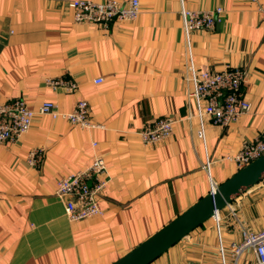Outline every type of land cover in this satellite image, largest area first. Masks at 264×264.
Returning a JSON list of instances; mask_svg holds the SVG:
<instances>
[{"label":"crops","instance_id":"1","mask_svg":"<svg viewBox=\"0 0 264 264\" xmlns=\"http://www.w3.org/2000/svg\"><path fill=\"white\" fill-rule=\"evenodd\" d=\"M71 1L0 0V103L22 98L35 112L27 134L0 145V264H113L207 196L209 178L219 186L233 176L226 156L264 133V0H138L135 20L107 27L74 22ZM181 3L221 8L212 30L188 35L189 46ZM189 53L198 70L245 72L250 109L229 127L186 119ZM80 100L95 128L38 113L44 101L69 112ZM160 118L176 121L170 138L144 145L139 132ZM97 155L103 214L69 222L56 182ZM217 215L219 231L209 218L150 264H222L219 244L225 264L254 262L251 248L236 259L230 246L264 230V179Z\"/></svg>","mask_w":264,"mask_h":264},{"label":"built area","instance_id":"2","mask_svg":"<svg viewBox=\"0 0 264 264\" xmlns=\"http://www.w3.org/2000/svg\"><path fill=\"white\" fill-rule=\"evenodd\" d=\"M69 7L73 11L74 22L92 23L104 27L118 21H133L140 13L138 0H127L125 2L118 0H104L103 2L72 0ZM181 8L187 46H189V34L212 30L215 23V14L221 13V8H216L215 12L186 11L183 8V3H181ZM186 72V80L191 86L188 96L190 102L188 103L190 108L193 107L192 110L189 109L188 111L187 120L196 118L202 124L208 118L214 125L227 128L235 123L241 115L249 111L250 104L244 98L241 90L245 80V72L242 69L198 70L193 64L189 53ZM52 83L50 82V84ZM67 90L72 92V90H75V85L69 82ZM38 113L49 116L53 120H64L70 125L83 130L96 127L90 120L88 104L84 100L78 101L74 109L69 112L59 111L52 101H44L39 105ZM34 115L35 112L22 98L0 103V145L6 142H14L27 134ZM175 122L172 118H160L146 124L139 132L142 143L144 145H156L166 141L172 134ZM197 134L203 142L202 126H200ZM263 155L264 133L244 142L240 150L234 154H228L226 160L234 164L237 170H241ZM39 160V154L36 151H31L26 157V163L31 167H35ZM210 166L211 162L208 160L202 165V170L208 176L210 175ZM105 174L104 160L97 155L89 167L64 176L56 182L54 196L62 202L65 216L69 222H81L89 218L100 217L103 214L99 207V199L106 187ZM209 184L210 192L217 187L211 182L210 178ZM211 218L216 223V228L219 231L217 213ZM230 247L233 249L236 259L246 249L251 248L255 254V261L249 264H264V230L257 233L243 232L239 244H231ZM222 250V245L219 244L221 262L225 264Z\"/></svg>","mask_w":264,"mask_h":264},{"label":"water","instance_id":"3","mask_svg":"<svg viewBox=\"0 0 264 264\" xmlns=\"http://www.w3.org/2000/svg\"><path fill=\"white\" fill-rule=\"evenodd\" d=\"M264 179V155L238 170L207 196L177 216L113 264H150L239 195Z\"/></svg>","mask_w":264,"mask_h":264}]
</instances>
